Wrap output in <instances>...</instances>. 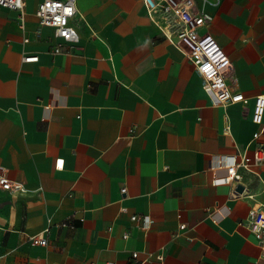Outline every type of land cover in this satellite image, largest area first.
I'll use <instances>...</instances> for the list:
<instances>
[{"label":"crops","instance_id":"0c3cea01","mask_svg":"<svg viewBox=\"0 0 264 264\" xmlns=\"http://www.w3.org/2000/svg\"><path fill=\"white\" fill-rule=\"evenodd\" d=\"M38 3L25 0L22 29L0 8V165L26 190L0 194V264H264L245 227L250 210L264 213V160L251 167L260 178L238 169L213 185L227 174L221 156L264 149V114L251 119L264 96V0L206 7L203 32L246 101L227 108L142 0H75L79 40L59 54ZM48 226L47 245L32 246Z\"/></svg>","mask_w":264,"mask_h":264},{"label":"built area","instance_id":"2783aa9c","mask_svg":"<svg viewBox=\"0 0 264 264\" xmlns=\"http://www.w3.org/2000/svg\"><path fill=\"white\" fill-rule=\"evenodd\" d=\"M35 16L39 27L50 28L53 35L60 43L54 48L53 53H61L62 45H76L79 35L72 25V20L79 15L76 9L75 0H38ZM221 0H142L149 18L158 27L161 35L171 45L181 49L189 62L194 66L196 72L201 77L205 91L212 97L214 105L227 108L237 103H246L245 99L237 89L236 80L228 83L225 78L229 60L218 44L216 39L203 32V28L210 21V16L206 13V7H217ZM24 7L25 0H0V8L19 12V26L24 28ZM80 16V15H79ZM28 42L24 39V43ZM24 63L37 62L38 56L23 57ZM264 114V96H257L252 111V122L260 125ZM228 132V126L225 127ZM258 137V133L253 134V139ZM264 160L263 147H256L251 158H247L243 153L237 151L235 155L221 156L218 159L217 167L226 170V176L215 178L213 185H228L233 180H239L240 175L236 174L238 169L249 172L260 178V174L251 167L259 166ZM21 183L11 180L6 169L0 165V194L1 193H23ZM125 193V189H121ZM253 199V195L247 196ZM141 219L146 226L149 224V217H138L133 215L131 221ZM48 223L50 221L48 220ZM65 226V224H61ZM246 229L254 236L258 248L264 257V213L258 209L248 212ZM184 227L181 226L180 229ZM49 226L41 233L28 237V242L32 246L44 247L47 245L46 234ZM126 238V236H125ZM137 257L136 253L132 254ZM161 261L162 255L158 256ZM106 264H114L112 262Z\"/></svg>","mask_w":264,"mask_h":264},{"label":"water","instance_id":"95a60500","mask_svg":"<svg viewBox=\"0 0 264 264\" xmlns=\"http://www.w3.org/2000/svg\"><path fill=\"white\" fill-rule=\"evenodd\" d=\"M239 190H241V188Z\"/></svg>","mask_w":264,"mask_h":264}]
</instances>
